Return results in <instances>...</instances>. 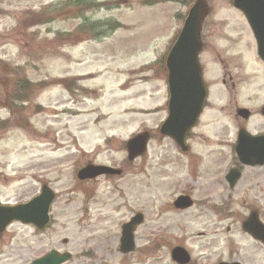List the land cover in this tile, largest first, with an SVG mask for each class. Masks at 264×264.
Returning <instances> with one entry per match:
<instances>
[{
  "label": "rangeland",
  "instance_id": "1",
  "mask_svg": "<svg viewBox=\"0 0 264 264\" xmlns=\"http://www.w3.org/2000/svg\"><path fill=\"white\" fill-rule=\"evenodd\" d=\"M67 1L0 0V202L30 199L39 193L41 179L57 193L48 228L41 232L20 222L6 228L0 264H32L51 250L71 252L65 264H178L171 257L176 245L186 247L196 261L207 260L208 253L225 244L226 235L214 233L216 214L206 206L184 212L172 207V165L163 169L157 153L171 141H162L155 131L165 118L163 56L182 27L186 8L163 0H97L99 8L77 16ZM226 1L207 0L214 7L205 33L216 53L201 57L206 77L217 86L213 97H226L220 88L226 78L241 84V102L247 104L248 97L258 102L264 64L246 23ZM82 24L109 36L92 39L89 31L79 39L76 29ZM113 25L120 27L110 30ZM6 78L47 83L32 86L23 112L28 130L19 124V115L11 117L3 107ZM67 79L77 84L67 90ZM226 123L234 128L232 118L214 110L200 128L211 131ZM145 130L153 135L147 155L124 168L126 141ZM89 162L124 172L83 186L77 171ZM92 193L95 199L86 204ZM258 204L264 207V201ZM197 208L205 213L199 216ZM136 212L144 213L145 221L135 232L136 249L123 253L121 227ZM238 227L234 224V230ZM237 239L245 245L248 238ZM258 255L264 264L263 245Z\"/></svg>",
  "mask_w": 264,
  "mask_h": 264
},
{
  "label": "flooded vegetation",
  "instance_id": "2",
  "mask_svg": "<svg viewBox=\"0 0 264 264\" xmlns=\"http://www.w3.org/2000/svg\"><path fill=\"white\" fill-rule=\"evenodd\" d=\"M154 1L155 0H147V3H153ZM180 1H183V3ZM196 1L197 0H171L170 3H181L186 8V13L183 18L184 23L190 8ZM205 2L207 4L208 13H210L214 5L207 2V0H205ZM226 4L241 15L254 41L253 31L243 12L234 7L232 0H227ZM208 16L204 18L200 32L202 47L199 56L206 85V97L201 115L197 125L186 133L183 144L159 132L161 140L165 141L168 139L171 141V145L167 147L162 143L157 153L159 155L160 165L163 169L170 164L172 165L174 176L171 186L172 189L170 191L172 195H174L172 198L173 202H171L172 207L178 212H184L195 206H206V209L209 208L216 214L212 222L215 224L213 227L214 233H223L226 235L225 244L223 246H217L216 249L208 253L209 257H207V260L196 261L191 259L188 264H220L222 262L260 264L258 254L260 246L263 245L264 247V243L247 232L244 229V225L254 214L264 223V207L258 204L259 201H264V143L260 140L256 143H252L251 139V136L264 135V88H258V93L260 94L256 97V99L259 100L258 102H253V99L248 97L246 98L248 103L245 104L240 101L241 98L239 97L243 90L241 84L234 80H229L228 82L227 79L224 78L220 88L226 97H213V92L217 86L211 85L208 82L206 77L207 68L201 61V57L207 51L216 53V51L212 50V48H215L214 45L207 40L208 37L205 33L207 29L205 20ZM208 47H210V50H208ZM163 68L165 69L164 66ZM7 70L9 71L10 68L8 67ZM27 85L26 83L25 85H20L19 81L12 83L11 80L6 78V80L3 81V87L5 89L3 95H7L8 99L4 96L6 101H2V103H4L3 107L9 110V116L16 117L19 115V124L21 123L24 125V129L26 130L30 129V125L29 122H27L28 118L26 120L24 119L27 115L23 112L24 109L27 108L25 106L26 103L31 100V93L33 92L31 91L32 86H36L34 82H31L29 86ZM19 100L21 103L17 106L16 102H19ZM168 100L169 98H167L164 108L166 110L164 119H166L169 113ZM14 109L18 110L22 116L16 114ZM214 110L232 118L234 121V128L232 129L230 125L226 123L224 125L226 127L223 126L222 128L211 131H209V129H201L200 126L203 119L208 113ZM1 120L0 124L3 123ZM7 123L8 122H6L5 125H7ZM241 132L244 134L240 139ZM239 141L245 144L244 147L247 152L244 154L239 153ZM196 142H199L205 150H197L195 145ZM146 155L147 153L141 158ZM135 162L137 161H127L124 168H132ZM114 177L115 176L101 175L93 179L81 180L79 182L84 186V184L100 178ZM33 178H36L35 174ZM163 179L166 180L165 172L163 173ZM41 181L40 191L45 183L49 184L43 179H41ZM165 186L168 187V185ZM37 195L38 193H35L30 199ZM86 196V204H90V202L95 199L94 197L96 194L92 193ZM180 198H183L180 202L186 201L188 205L184 207L177 205V201ZM185 198H187V200H184ZM28 200L16 201L12 204H19ZM197 209L198 212H200L199 216L205 213L203 210ZM132 218L133 216L130 217L129 220ZM144 221L145 215L142 224ZM16 222L23 223L21 221ZM236 223H239V227L237 230H234V224ZM32 225L35 227L34 224ZM5 230L0 234V238L4 235ZM223 230H225V232H223ZM245 236L248 238L245 245L242 242H238V237L245 238ZM154 244L155 243H153V245ZM176 247H182L188 250L182 245H176L172 248L171 254Z\"/></svg>",
  "mask_w": 264,
  "mask_h": 264
},
{
  "label": "water",
  "instance_id": "3",
  "mask_svg": "<svg viewBox=\"0 0 264 264\" xmlns=\"http://www.w3.org/2000/svg\"><path fill=\"white\" fill-rule=\"evenodd\" d=\"M233 2L246 14L258 42L259 55L264 60V0H233ZM206 11L204 1L198 0L191 9L179 38L167 58L170 91L169 116L162 125L161 131L182 144L187 131L197 123L206 97V86L198 58L201 50L200 27ZM243 134V132L240 134V139ZM149 138V133L143 132L127 142L130 160L146 151ZM251 139L252 143H256L258 140L264 143V136L251 137ZM244 145L239 141L238 149L241 154L247 152ZM121 172L122 170L109 166L90 164L79 171L78 177L87 179L101 174H120ZM54 198V191L47 184H44L41 194L29 202L16 205L0 204V233L10 223L17 220L33 223L40 229L44 228L50 221L49 210ZM182 200L183 198L177 201V205L187 206L186 201L180 202ZM142 220L143 215L139 213L131 222L123 225L122 251L134 250V231ZM244 229L255 238L264 241V224L259 221L257 215H252L245 223ZM64 242L66 243L68 240L65 239ZM71 257L72 254L69 252L61 254L52 250L44 257L35 260L33 264H63ZM173 258L182 264L190 261L189 253L181 247L174 249Z\"/></svg>",
  "mask_w": 264,
  "mask_h": 264
},
{
  "label": "trees",
  "instance_id": "4",
  "mask_svg": "<svg viewBox=\"0 0 264 264\" xmlns=\"http://www.w3.org/2000/svg\"><path fill=\"white\" fill-rule=\"evenodd\" d=\"M65 6L66 7L67 6L72 7L76 11L77 16L78 15L82 16L86 11H89V10H92L95 8H99L100 3H98L97 0H69L65 3ZM95 25L97 26L96 29L98 28V26H100L99 24H96V23H95ZM115 28H116V26L113 25L110 30H113ZM93 30L94 29L92 26H89L87 24H82L79 27H77V29H76V35L78 36L77 38L83 40L84 38H82V35L88 34L89 31L92 32V35H91L92 38H100V37L104 36L106 33L105 31L104 32H95V31L93 32ZM107 32H109V30ZM68 37L72 38L73 35L69 34Z\"/></svg>",
  "mask_w": 264,
  "mask_h": 264
}]
</instances>
